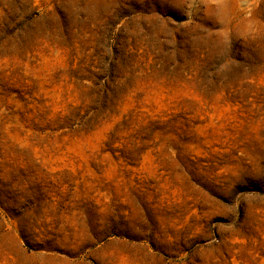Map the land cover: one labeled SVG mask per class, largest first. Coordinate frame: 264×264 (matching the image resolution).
<instances>
[{
  "label": "rangeland",
  "instance_id": "obj_1",
  "mask_svg": "<svg viewBox=\"0 0 264 264\" xmlns=\"http://www.w3.org/2000/svg\"><path fill=\"white\" fill-rule=\"evenodd\" d=\"M0 264H264V0H0Z\"/></svg>",
  "mask_w": 264,
  "mask_h": 264
}]
</instances>
